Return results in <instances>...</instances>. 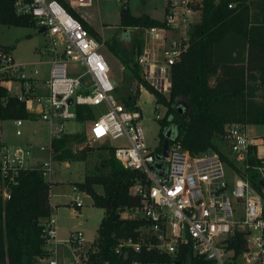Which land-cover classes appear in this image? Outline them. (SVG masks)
Masks as SVG:
<instances>
[{
    "label": "built area",
    "instance_id": "built-area-1",
    "mask_svg": "<svg viewBox=\"0 0 264 264\" xmlns=\"http://www.w3.org/2000/svg\"><path fill=\"white\" fill-rule=\"evenodd\" d=\"M163 1L160 24L137 28L141 44L134 57L141 79L137 86L139 96L143 92L152 96L154 119L159 121L167 110L159 97L169 98L173 65L187 51L192 31L201 20V0ZM92 3L93 0H12L17 16H28L34 26L45 29L46 42L39 54L47 59L18 61L10 50L0 49V86L23 103L30 118L49 125L50 143L70 133L66 123L78 121L79 107L105 106L103 113L85 120L88 142L108 143L124 168L140 173L129 188L139 204L128 212L143 220V224L137 240H119L115 252L129 248L136 253L144 248L168 256L159 262L133 259L126 264H183L178 260L184 250L213 264H264V196L247 178L229 180V165L217 150L192 154L174 140L168 143L164 156L160 139L154 147L147 143L137 102L128 108L120 100L116 92L119 80L111 73L101 43L86 28L85 15L79 12ZM42 65H47L45 75ZM23 119L13 120L17 136L22 135ZM219 138L235 160L246 167L250 166L247 158L251 147H256L257 159L264 162V140L251 135L248 124L227 123ZM117 140L122 142L111 144ZM48 152L46 159L37 161L28 145L0 143L3 202L11 198L22 169L37 168L44 179L51 178L54 160L50 144ZM156 162L161 164L160 169L153 167ZM251 168L260 170V166ZM72 189L71 206L78 215L77 209L84 205L82 196L89 194L76 186ZM237 234L243 237L245 247L237 262H231L235 248L230 244ZM45 236L46 255L41 262L60 264V241L53 218L47 219ZM65 243L70 251L67 264H93L90 255L98 250L97 243L87 241L81 229L74 230Z\"/></svg>",
    "mask_w": 264,
    "mask_h": 264
},
{
    "label": "trees",
    "instance_id": "trees-1",
    "mask_svg": "<svg viewBox=\"0 0 264 264\" xmlns=\"http://www.w3.org/2000/svg\"><path fill=\"white\" fill-rule=\"evenodd\" d=\"M230 3L234 4L231 8L228 7ZM199 6L201 20L192 31L190 45L173 65L169 98L159 97L167 105L166 114L159 121L160 144H163L166 132L171 129L172 137L168 138V143L177 140L192 154L213 147V134L222 133L227 123L264 124V0H201ZM125 10L120 23L124 28L160 24L148 15H131L128 7ZM0 24L34 25L30 17L14 13L12 0H0ZM85 26L96 34L91 27ZM125 32L129 33L127 41L116 39L110 48L129 77V82L123 85L121 101L126 107L133 108L136 94L132 90V80L137 86L141 82L133 55L141 40L129 30ZM148 90L152 92L149 87ZM182 99L186 100L185 106L180 105ZM28 116L23 103L0 86V120ZM78 118H94L92 108L79 107ZM82 138L81 134L76 133L63 134L52 140V159H84L88 147L80 150L73 148ZM106 148H109L111 155L101 163V170L86 174L83 182L77 185L80 190L89 192L93 205L103 208L105 213L95 239L98 250L90 255L92 263L167 260V255L144 248L136 253L129 248H124L122 253L115 252L119 240H137L138 229L143 224L141 219L120 215L139 204L138 197L132 195L129 188L140 173L124 168L115 159L113 148ZM159 151L160 148H157ZM255 151L256 147H251L254 154L248 156V164L251 167H264V162L255 157ZM251 167L247 169L246 178L264 196V178ZM97 184L102 186V193L94 191L93 186ZM51 185V181L44 179L39 169H22L11 198L3 202L0 197V264H45L41 259L46 255L45 225L51 214ZM230 245L235 248L237 258L245 247L241 234H237ZM185 251L179 255L180 263L213 264Z\"/></svg>",
    "mask_w": 264,
    "mask_h": 264
},
{
    "label": "rangeland",
    "instance_id": "rangeland-1",
    "mask_svg": "<svg viewBox=\"0 0 264 264\" xmlns=\"http://www.w3.org/2000/svg\"><path fill=\"white\" fill-rule=\"evenodd\" d=\"M129 7V13L132 15H141L147 10L155 9V14L162 18L163 13V0H94L92 6L82 7L79 12L85 14L90 22L95 26L98 32V41L101 43V51L107 56V59L112 67V74L115 75L119 80V85L116 92L119 95L124 94L123 85L129 82V77L125 74L124 68L119 58L114 55L110 44L114 40L120 39L122 42L127 41V34L124 32V28L120 26L121 17L125 7ZM90 14V16L88 15ZM139 31H134V35H139ZM46 42V38L43 33L38 32L36 26H15L0 24V49H7L11 51L13 57L18 61H36L39 59V48H41ZM121 45V42H120ZM135 54L133 55V59ZM46 65H42L44 70ZM133 82V92L136 94V101L141 110L143 119L142 125L145 130L146 141L151 147H154L158 140L161 139V130L159 120H155V113L152 108V96L149 93H141L137 85ZM186 100H180V105L185 106ZM93 115H99L103 113L106 108L105 106L92 107ZM162 113V109L159 110ZM85 121V120H84ZM83 120L79 121H68L66 123V129L70 133L81 134L83 136L80 143L74 144V149H82L88 147L86 157L79 162L77 160H71L65 158L63 161L53 162V173L51 177L53 180L64 181L65 185H68L69 181L75 179H81L84 174L98 172L101 170V163L110 158L109 144L104 142H93L89 143L85 136V123ZM251 135L259 136L264 140V124H250L248 125ZM34 128L36 129L34 131ZM22 135H15V125L13 120H0V130L4 132V135H0V141L8 145L23 144L28 145L31 151L36 157L37 161H43L48 156V147L50 144V128L49 125L40 120L23 119L21 126ZM122 141L117 140L111 142V144H118ZM213 147L207 149L217 150L223 155V159L229 165L226 168L227 178L232 180L234 177L245 179L247 177V169L244 164H241L235 160V156L229 151V149L220 141L218 132L214 133L211 139ZM45 146L44 150L40 147ZM206 149V150H207ZM253 155V152H250ZM256 157V152H255ZM257 158V157H256ZM69 163V166H68ZM232 164V165H231ZM66 165V166H65ZM260 166V165H255ZM257 169V168H256ZM259 171L261 177L264 178V168L260 166ZM83 182V181H82ZM75 182L73 186L78 183ZM93 189L97 193H102V187L100 185L93 186ZM71 191V189H70ZM87 192V191H85ZM89 193V192H87ZM90 196V197H89ZM82 196L84 202L81 207L80 214L73 216L70 213V206L63 205L58 212V218L60 221L65 222L70 229L76 230L81 229L84 237L89 240L97 237L99 223L104 216V209L93 205L91 195ZM123 217H129V212L123 211L120 213ZM80 223H82L80 225ZM231 262H237L236 257H231Z\"/></svg>",
    "mask_w": 264,
    "mask_h": 264
},
{
    "label": "crops",
    "instance_id": "crops-1",
    "mask_svg": "<svg viewBox=\"0 0 264 264\" xmlns=\"http://www.w3.org/2000/svg\"><path fill=\"white\" fill-rule=\"evenodd\" d=\"M94 1V0H93ZM93 4V3H92ZM92 6V5H91ZM90 7V6H89ZM128 7V6H127ZM129 9V7H128ZM162 13L164 15V1H163V9H162ZM85 15V14H84ZM90 16V14H88ZM132 15V14H131ZM141 15H148L149 17L155 19V20H158L160 21L162 18L158 17L156 14H155V9H152V10H147L146 12L142 13ZM141 15H133V16H141ZM86 17V20L84 21V23L86 25H88L89 27H91L94 32L96 34H93L96 39H98V32L95 28V26L90 22V19L85 15ZM124 28V27H123ZM138 27H133V28H124V32L126 30H129L131 32L132 35L133 32L135 31H139L137 30ZM39 30V29H38ZM140 34V33H139ZM135 37H137L139 39V35H134ZM140 40V39H139ZM135 53H136V49H135ZM107 62L109 63L108 59H107V56L104 54ZM39 58H44V59H47V56H44V57H41L40 54H39ZM110 65V63H109ZM46 68L43 70L42 69V72L43 74L45 75L46 72H47V65L45 66ZM111 67V65H110ZM111 70H112V67H111ZM112 73V71H111ZM115 76V75H114ZM116 77V76H115ZM117 78V77H116ZM118 79V78H117ZM119 98L121 100V95H119ZM137 102V101H136ZM92 108V107H91ZM96 117V115L94 116V118ZM30 118L29 116L27 118H24V119H28ZM30 119H33V118H30ZM91 119V118H89ZM11 120H14V119H11ZM33 120H39V119H36L34 118ZM81 120L78 118V121ZM86 120V119H84ZM83 120V121H84ZM42 121V120H40ZM85 123V127L87 128V125H86V122L84 121ZM85 128V130H86ZM36 129L34 128V131ZM70 132V131H69ZM69 134H72V133H69ZM76 134V133H75ZM0 135H4V132L2 130H0ZM17 136V135H16ZM21 136V135H20ZM0 143H4L2 141H0ZM6 144V143H4ZM23 145V144H22ZM37 157V156H35ZM55 161V160H54ZM82 160H77V161H74V162H81ZM66 166V165H65ZM68 166H69V163H68ZM86 174L83 175V177L81 179H75L74 181H67L68 182V185H65L64 181H61V180H53V176L49 179V181H51L52 185L50 187V196H49V201H50V206H51V214H50V218H53L55 220V224H56V237L57 239L60 241L59 243V255H60V264H67V261H66V258L69 257L70 255V251H69V248L67 247V244L65 243V241L69 238V236L71 235V233L74 231H72V229L69 228V226L63 222V221H60V219L58 218V212L59 210L61 209V207L63 205H66V206H70V213L75 216L76 214L74 213L75 209L72 208L71 206V202H72V197H73V185L75 182H82L84 180V177H85ZM98 185V184H97ZM96 186V185H94ZM101 186V185H100ZM102 187V186H101ZM71 189V191H70ZM102 191H103V188H102ZM89 196V195H88ZM90 197V196H89ZM92 199V198H91ZM81 208L77 209V212L80 211ZM80 214V212H79ZM105 214V213H104ZM47 222V220H46ZM82 223H80L81 225ZM95 238H92V239H89L87 241H92V240H95Z\"/></svg>",
    "mask_w": 264,
    "mask_h": 264
},
{
    "label": "water",
    "instance_id": "water-1",
    "mask_svg": "<svg viewBox=\"0 0 264 264\" xmlns=\"http://www.w3.org/2000/svg\"><path fill=\"white\" fill-rule=\"evenodd\" d=\"M123 13H126V10L124 9ZM45 29L44 28H40L38 30L39 33H44ZM113 83H115V81L113 80ZM71 102V100L69 101V103ZM179 112L181 111V108H179L178 110ZM172 137V131L171 129H168V131L166 132V136H165V139L163 141V144H162V151H161V155H167V148H168V141L169 139L168 138H171ZM157 159H160V156H157ZM154 168L156 169H160L161 167V164L159 162H156L154 163L153 165Z\"/></svg>",
    "mask_w": 264,
    "mask_h": 264
}]
</instances>
